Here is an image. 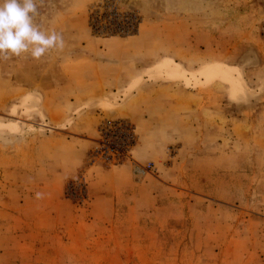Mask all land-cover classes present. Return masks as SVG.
<instances>
[{
    "label": "rangeland",
    "instance_id": "374dc122",
    "mask_svg": "<svg viewBox=\"0 0 264 264\" xmlns=\"http://www.w3.org/2000/svg\"><path fill=\"white\" fill-rule=\"evenodd\" d=\"M0 40V264H264L254 0H0Z\"/></svg>",
    "mask_w": 264,
    "mask_h": 264
},
{
    "label": "crops",
    "instance_id": "0c3cea01",
    "mask_svg": "<svg viewBox=\"0 0 264 264\" xmlns=\"http://www.w3.org/2000/svg\"><path fill=\"white\" fill-rule=\"evenodd\" d=\"M254 3L257 5L258 8H260V10L264 11V0H254ZM1 41V40H0ZM5 45V41L4 39L2 40V47ZM1 51V50H0ZM3 54L0 52V75H4L5 72V63H4V51H2ZM2 54V55H1ZM32 55H29V58ZM2 57V59H1ZM121 59L119 62H116V64L118 65V69L117 74L122 76L125 80H128V75H130V68H128V54H124L123 56H121ZM121 66H124V68H122ZM124 69V71H123ZM46 75L43 77V79H46L49 75V72L45 73ZM53 72L51 71V75L52 76ZM115 74V73H114ZM65 82V81H62ZM48 83L52 84V79L50 80H46L45 81V85H47ZM47 88V87H46Z\"/></svg>",
    "mask_w": 264,
    "mask_h": 264
},
{
    "label": "built area",
    "instance_id": "2783aa9c",
    "mask_svg": "<svg viewBox=\"0 0 264 264\" xmlns=\"http://www.w3.org/2000/svg\"><path fill=\"white\" fill-rule=\"evenodd\" d=\"M115 130H114V133H119L121 132L124 133V134H128V128L127 127H124L122 123L118 124L117 126H114L113 127ZM131 144L130 140L126 143V147H129ZM117 149V147H114L113 150ZM124 150V149H123Z\"/></svg>",
    "mask_w": 264,
    "mask_h": 264
}]
</instances>
